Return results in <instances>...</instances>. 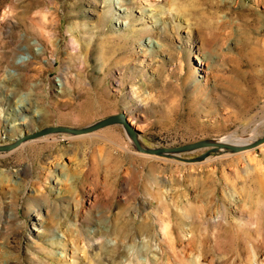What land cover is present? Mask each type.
<instances>
[{
  "label": "rangeland",
  "instance_id": "obj_1",
  "mask_svg": "<svg viewBox=\"0 0 264 264\" xmlns=\"http://www.w3.org/2000/svg\"><path fill=\"white\" fill-rule=\"evenodd\" d=\"M123 111L151 147L262 137L264 0H0V143ZM0 264H264V144L186 163L114 124L0 152Z\"/></svg>",
  "mask_w": 264,
  "mask_h": 264
},
{
  "label": "water",
  "instance_id": "obj_2",
  "mask_svg": "<svg viewBox=\"0 0 264 264\" xmlns=\"http://www.w3.org/2000/svg\"><path fill=\"white\" fill-rule=\"evenodd\" d=\"M121 124L124 126L128 136L132 139L135 147L138 151L144 154L164 156L168 158H175L179 161L186 163H197L204 161L211 153L217 150H226L231 152H242L249 149L256 148L264 144V135L251 142L246 143H234L231 141H218L216 138L201 139L198 141L178 145V146H157L151 147L145 145L140 139V130L134 127L132 121L129 119L126 112H120L117 114L104 117L90 125L83 127H72L67 125H52L39 130H33L26 132L25 135L8 140L7 142L0 143V152H8L16 149L24 142L29 140H35L40 137L53 134V133H68L72 135H83L95 132L99 129L105 128L110 125ZM208 148L207 151L196 157H184L183 153L193 151L196 149Z\"/></svg>",
  "mask_w": 264,
  "mask_h": 264
},
{
  "label": "bare ground",
  "instance_id": "obj_3",
  "mask_svg": "<svg viewBox=\"0 0 264 264\" xmlns=\"http://www.w3.org/2000/svg\"><path fill=\"white\" fill-rule=\"evenodd\" d=\"M25 99H22V101L18 102V109H20L22 116L17 118V119L11 120V122H10L11 127L16 126V125H26L29 121V117H32L33 115H41L42 114V109L40 108V106L38 105V103L35 100L28 98L30 100V102H26ZM24 111L29 112L30 116L28 114H24ZM23 135H25V133L20 134V136H23ZM251 139L252 138H243L241 136H235L234 134H230V135H226L224 137H221L217 140L218 141H231L234 143H246V142H251L252 141Z\"/></svg>",
  "mask_w": 264,
  "mask_h": 264
}]
</instances>
